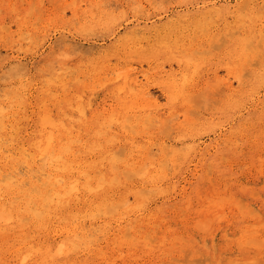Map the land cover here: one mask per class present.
Here are the masks:
<instances>
[{
  "label": "rangeland",
  "instance_id": "obj_1",
  "mask_svg": "<svg viewBox=\"0 0 264 264\" xmlns=\"http://www.w3.org/2000/svg\"><path fill=\"white\" fill-rule=\"evenodd\" d=\"M212 7L217 9L227 7V11H234V13H217L210 9ZM240 15H244V17H240ZM246 16L248 18H245ZM240 21H243L242 24L244 25H241ZM1 25H4V28ZM263 27L264 0H0V106L5 107L4 110L7 112L11 111L8 120H13L12 122L9 121V125L12 126H7L6 128L9 131H7L8 135L5 133L6 130L0 133V189H2V192L0 190V198L2 197L0 204L3 205H0V214H3L2 207H8V205L10 207L12 205L11 208L15 209L19 205L18 200L20 203L18 198L16 199L17 201H14L17 194L10 195V197L6 193L5 189L8 186L3 183L8 182V180L5 179L4 181V178L15 169L19 170L18 172L21 175L22 172L24 174L25 165L22 160L18 161L20 159L17 156L26 148L24 152H29L27 153L29 156L26 157H32V155L30 156V151L33 154L34 147L31 145L40 135L38 134L40 127L37 115L46 108H49L50 111L52 110L51 114H54L56 118L62 119L70 130V126L74 127L71 130V133L74 132V134L72 133L74 136L72 145L75 144L73 146L77 150L80 149V152L77 151L76 156H80L82 159H85L84 156H86L87 160L91 159L89 165L97 167L102 162L104 163L106 158H110L108 156L111 155L113 158L115 155L114 160H116V165L118 166L116 168L118 169L114 171H118V175L117 173L115 175L116 178L120 176L118 177L120 181H114L107 190V193L113 195L109 194L111 198H115L116 195L125 193L129 189L132 191L131 193L135 192L138 199H140L134 202L130 196L129 211L121 207L116 212L118 210L123 212L119 213L118 211L116 214L114 209H112L113 212H109L108 208L107 212L109 213L100 211L102 212L101 215L99 211L97 212L88 207V198L82 197V199L84 198L81 200L83 202L73 203L71 210L68 208L72 214L70 213L71 215H68L64 221L61 220L62 223L56 216V219L53 216L51 220V223H54L52 226H50V222V224L38 222L45 228L39 225L43 230L40 227L38 228L37 222L33 224L31 220L26 222L18 220L11 224L5 220H0V264H23L20 262L22 251H24L26 245L31 243L34 248L40 246L41 249L48 245L57 244L60 239H63L62 232L67 222V224L71 223L70 226L72 227L76 226L78 232H83L86 235L81 239V242H84L85 245L81 243V248L79 246L75 248L76 250L71 251L70 254L68 253V259L70 258L71 264H113L112 262L114 264H159L160 262H162L160 264H264ZM232 29L236 30V33H233L234 35L232 34ZM251 34H253L252 37ZM190 36H192V39ZM118 37L120 38L118 39ZM244 38L247 41L243 42ZM256 39L259 40V48L256 44ZM130 42L132 44H129ZM139 42L140 48L137 47ZM245 43H247L246 46L250 44L253 46L255 43L254 47H249L255 48L258 52H254L255 49L252 51L250 48L251 51H246L248 48L242 47ZM158 44L161 45L159 46ZM166 44L167 46H165ZM128 45L130 48L133 47V50L129 49ZM178 45L179 47L177 48ZM179 48L180 51L182 50V54L187 50L185 55L187 54L188 58L190 57L192 60L195 59V62L197 61L195 63L196 66L194 60L189 61L190 58L188 59L187 56H181V52H178ZM190 50H194V53H191ZM172 53L174 55H171ZM188 53H191V55ZM173 56L180 60L175 59ZM253 57H255L253 59L254 62L251 60ZM256 58L257 61L255 60ZM245 59L247 62L244 61ZM249 61L254 63L249 64L252 68L248 65ZM200 62L201 65L197 67ZM241 62L244 67H240L243 70L238 67ZM256 62L259 63L256 65ZM202 63L204 66H202ZM229 68L231 69L229 70ZM233 70L237 71L238 74L236 75L237 72L233 74ZM244 70L245 72L248 71L249 74L243 73ZM191 71L194 73H190ZM229 74L230 76H228ZM183 77L185 78L184 80ZM126 78L128 80L131 78L130 80H132L130 88H134L133 90L135 91L132 90L133 94L136 92L139 96L140 94L143 96H140L143 100L138 101L137 104L130 105L132 104L130 99L133 95L132 91H130L131 89H128L129 85L126 83L123 86L124 90L118 94V97L116 96L118 91L115 88L117 86L120 88ZM134 78L137 79L135 80ZM216 78L218 81H215ZM234 80L238 82L237 85ZM168 81H175L177 83L175 87L177 86L179 90L183 91L185 89L181 92V95L178 94L179 96L174 101L173 99L175 98H172L173 96L169 94L171 89L167 85ZM180 81H183L182 84ZM204 81L215 85L213 84V87H211ZM239 81L243 82V84ZM161 82L163 84L160 85ZM180 84L184 85V89ZM228 84H231L230 88H227ZM214 87L221 92H216ZM247 89L248 95H245L244 92ZM64 91L65 93H63ZM189 93L193 96L188 98L190 99L188 102L187 96ZM77 95L81 96V99L79 98L76 101L81 103L82 106H86L85 119L78 115L76 109L72 108L75 107V103L78 104L75 101L78 97ZM146 95L147 97H145ZM65 97L67 98L66 100ZM118 98H125L123 109L117 108ZM22 99L23 102L21 101ZM69 100H71L70 103H68ZM16 102L20 105L16 104ZM40 102H43L42 105L44 107L41 111L40 108L43 107ZM58 103H60L59 106ZM142 103H144L145 107L142 106ZM68 104L72 106L70 107ZM66 106L68 107L65 108ZM183 110L188 111L183 114ZM12 113L14 118H12L13 116L10 117ZM14 113L15 115L18 113V116H15ZM65 114L66 117H64ZM93 114L96 115L97 119L95 118L93 122H90L89 118L94 116ZM116 114L121 118L114 122ZM149 115L154 118L149 117ZM135 116H137V119ZM155 116H157L156 119ZM110 117H112L111 120L114 123L110 120ZM15 120L17 123L14 122ZM110 122L112 125H110ZM89 124L90 126H96L94 130H97V134L100 130L98 134L100 136H94L93 132L90 131L91 129L88 130ZM17 125L18 128H16ZM14 129L15 131L18 129L17 131L20 132L16 131L15 133ZM28 132L31 133L28 134ZM100 133H105V137ZM110 135H113V138L112 136L109 138ZM11 136H13L12 139L9 138ZM76 138L80 142L76 141ZM105 138L107 139L105 140ZM108 138L113 143L110 144ZM100 139L101 141H99ZM83 142L85 148H83ZM87 143L89 145L92 144L91 146L93 147ZM94 144H100L102 148L100 146L95 148L98 145L95 146ZM140 145L144 146L142 148L138 147ZM185 145H187V148ZM87 147H89L88 150L90 148L91 150L87 151ZM174 149L176 150L174 151ZM142 150L147 156H153L150 157L153 162H148L143 169L146 175L141 174L137 170L133 171L130 167L127 168L128 164L141 160L144 154ZM170 150L174 151V155H169ZM105 152H108L107 156L104 155ZM91 154H93V157ZM102 157L105 159L103 160ZM93 158H96V160ZM134 158L135 161L130 162ZM258 158H261L262 161ZM10 160L13 163H9ZM159 160L160 162H158ZM207 162H209L208 168ZM8 163L15 167L12 168L10 166L12 169L9 168ZM125 163L126 165H124ZM258 163H261V165ZM122 164L125 166L126 169H124L126 171L121 169V167H124ZM20 166L22 169H20ZM106 167L109 169L107 161L102 168L107 169ZM5 168L7 169L5 170ZM108 171H111V169ZM152 171L153 173H151ZM134 172L139 174H134ZM206 177L212 183L205 180ZM144 178L145 181H143ZM246 184L248 185L247 187ZM261 184L263 185L261 186ZM211 185H213L212 191H214H211L212 193L209 191ZM13 188L17 190L16 186ZM138 188L144 191V195L141 193L142 197L137 194L140 191ZM113 189H116L117 192ZM204 193L207 199H204ZM220 194L225 196L224 201H222L223 196L221 195L220 197ZM217 195L218 197H216ZM231 196L232 200H228ZM5 199L8 203L4 202ZM10 201L15 203L11 204ZM209 201L210 204H208ZM184 205H186L185 208ZM141 206L145 210H142ZM217 206L222 207L219 208ZM197 207H202L203 209L200 208V210ZM68 209H66L67 212H69ZM89 210H93L92 213L94 211L97 213L95 212L93 215ZM76 211L77 213L75 214ZM86 212H89V214ZM138 212L141 215L137 214ZM119 214L123 218H120ZM217 214H222V216L220 215L218 218ZM3 215L1 217L4 219ZM129 215L131 216L129 217ZM214 215L220 221L214 217V220H216L214 222L212 219ZM72 216H79L80 219H75ZM1 217L0 219H2ZM220 217H222V220ZM132 218H135L134 222ZM145 220L148 222H144ZM130 224L133 226H129ZM249 224H251L250 227ZM196 226L200 228H196ZM125 227H131L129 228L130 230H125L130 233V236L127 235L129 234L128 232H125L126 236H122V234L124 235ZM149 229L155 233V236L150 235L153 234L151 230L148 233ZM245 229H247V232H245ZM102 231L105 232L103 233ZM135 231L138 232L136 233ZM146 232L149 234L148 236ZM120 233H122L121 236ZM87 234L90 235L88 236ZM248 234L253 235L250 236ZM91 235L92 237H90ZM144 235L147 240L144 241L142 239V241L140 238H143ZM128 236L136 237L135 240L137 241L132 238L130 240L134 245L129 242ZM150 236H152L151 238L155 237L157 240L154 238L155 241H152L153 239H150ZM174 236H177V239ZM245 237L252 240L250 242L254 245H250V242ZM89 238L92 239L87 242ZM190 238L191 241L189 240ZM254 238L258 240L262 238L263 240L261 239L259 242L253 240ZM117 239H121V243L118 244L120 248L116 246V241L120 242ZM148 239L155 244L146 242L150 241ZM21 240L23 241L21 242ZM244 240H246V244H244ZM239 241H241V247L237 246ZM86 242L91 244L88 245ZM258 242L261 244L260 246ZM148 244L152 248L147 249ZM90 245L91 247L88 250L87 248ZM127 245L132 247L129 248L130 246L128 247ZM235 246L237 247L235 248ZM17 247L19 251H17ZM83 249L86 251H83ZM101 249L102 251L100 252ZM118 254L121 257H118ZM115 256L119 259L115 258ZM112 257L114 258L111 259ZM137 257L139 258L137 259ZM65 258L67 257L64 255L60 258V262H64ZM132 258L134 259L132 260ZM228 259L230 262H228ZM242 260L244 261L241 262Z\"/></svg>",
  "mask_w": 264,
  "mask_h": 264
},
{
  "label": "bare ground",
  "instance_id": "obj_2",
  "mask_svg": "<svg viewBox=\"0 0 264 264\" xmlns=\"http://www.w3.org/2000/svg\"><path fill=\"white\" fill-rule=\"evenodd\" d=\"M209 9V8H208ZM210 9H212L213 11H216L217 13L219 12V13H225V12H227V13H230V14H233L234 13V11H231V12H229V11H227L228 10V8L227 7H221L220 9H217V8H215V7H212V8H210ZM74 10V9H73ZM72 10V11H73ZM76 10V9H75ZM13 11V10H12ZM239 11V10H238ZM13 12H15V11H13ZM28 12V11H27ZM74 13V12H73ZM76 13H78V12H76ZM208 13H210L209 11H208ZM215 13V12H214ZM241 13V12H240ZM239 13V14H240ZM248 13V12H247ZM211 14H212V12H211ZM210 14V15H211ZM229 14V15H230ZM25 15H26V12H25ZM204 16V15H203ZM242 15H240V17H241ZM18 17V16H17ZM185 17V16H184ZM205 17V16H204ZM207 17V16H206ZM242 17H244V15L242 16ZM16 18V17H15ZM24 18V17H23ZM200 18V17H199ZM245 18H248V16H246ZM250 18V17H249ZM18 19H19V17H18ZM205 19V18H204ZM208 19V18H207ZM170 20V19H169ZM172 20V19H171ZM174 21V20H173ZM204 22V21H203ZM240 23H241V25H244V24H242L243 23V21H240ZM25 24V23H24ZM258 24V23H257ZM197 25V24H196ZM200 25V24H199ZM235 25V24H234ZM240 25V26H241ZM4 25H1V27H3ZM201 26V25H200ZM163 27V26H162ZM244 27V26H243ZM4 28V27H3ZM2 28V29H3ZM102 28V27H101ZM193 28H194V26H193ZM264 28V27H263ZM6 31H7V29H5ZM165 30V29H164ZM169 31V30H168ZM232 34L233 33H236L235 31L236 30H233L232 29ZM259 31V30H258ZM257 31V32H258ZM23 32V31H22ZM111 32V31H110ZM159 32V31H158ZM177 32V31H176ZM179 32H181V31H179ZM255 32V31H254ZM25 33V32H24ZM28 33V32H27ZM163 33V32H162ZM229 33V32H228ZM259 33L260 34H262L260 31H259ZM258 33V34H259ZM125 34V33H124ZM123 34V35H124ZM155 34V33H154ZM160 34V33H159ZM21 35V34H20ZM126 35H127V33H126ZM193 35V34H192ZM200 35V34H199ZM229 35V34H228ZM234 35V34H233ZM244 35V34H243ZM263 35V34H262ZM162 36V35H161ZM253 36V34H251V37ZM116 37V36H115ZM171 37V36H170ZM192 36H190V38H191ZM193 37H194V35H193ZM233 37V36H232ZM239 37H240V35H239ZM120 37H118V39H119ZM127 38V37H126ZM128 38H130V37H128ZM132 38V37H131ZM158 38V37H157ZM156 38V39H157ZM198 38V37H197ZM117 39V38H116ZM121 39H123V38H121ZM125 39V38H124ZM151 39V38H150ZM188 39V38H187ZM192 39V38H191ZM194 39H196V38H194ZM232 39V38H231ZM241 39H242V37H241ZM245 39V38H244ZM258 39H259V37H258ZM131 40V39H130ZM129 40V41H130ZM251 40V39H250ZM151 41V40H150ZM156 41H158V40H156ZM166 41V40H165ZM175 41V40H174ZM173 41V42H174ZM245 41H247V39H245L243 42H245ZM259 40H257L256 39V44L258 45V48H259V42H258ZM262 41V40H261ZM132 42V41H131ZM129 43V44H132V43ZM162 42V41H161ZM167 42V41H166ZM187 42H189L188 40H187ZM191 42H193V41H191ZM196 42V41H195ZM264 42V41H263ZM155 43H157V42H155ZM154 43V44H155ZM163 43V42H162ZM175 43V42H174ZM194 43V42H193ZM205 43V42H204ZM250 42H249V39H248V44H249ZM261 43V42H260ZM137 45H138V43H136ZM164 44V43H163ZM168 44V43H167ZM167 44L165 45V46H167ZM175 44H178V43H175ZM159 46L161 45V44H158ZM172 45V44H171ZM191 45V44H190ZM190 45H188L189 47H190ZM247 45V43H245L244 44V46H242V47H245V49L246 48H248V49H246V51H253L255 48H250L249 46H251V44L249 45V46H246ZM254 45H255V43L253 44V46H251V47H254ZM129 46V45H128ZM135 46V45H134ZM169 46V45H168ZM198 46V45H197ZM262 46H263V44H262ZM132 47V46H131ZM137 47H139L140 48V42H139V46H137ZM154 47V46H153ZM179 47V45L177 46V48ZM181 47V46H180ZM133 48V47H132ZM132 48H130V46H129V49H132ZM176 48V50H178ZM198 48V47H197ZM251 50H250V49ZM155 49V48H154ZM244 49V48H243ZM133 50V49H132ZM170 50V49H169ZM173 50H175V49H173ZM240 50V49H239ZM258 50H260V49H258ZM137 51V50H136ZM182 51V50H181ZM180 51V48H179V53L181 52ZM184 51V50H183ZM191 51V50H190ZM245 51V50H244ZM186 52H187V50H186ZM186 52H183L184 54H182V52H181V56H183V55H185V53ZM194 53V50H192L191 51V53ZM240 52V51H239ZM254 52H258V51H256V49L254 50ZM260 52V51H259ZM191 53L189 54V55H191ZM171 55H174L173 53L171 54ZM176 55H177V53H176ZM180 55V54H179ZM250 55V54H249ZM170 56V55H169ZM185 56H187V54L185 55ZM171 57V56H170ZM173 57H175V56H173ZM246 57V56H245ZM249 57V56H248ZM261 57V56H260ZM183 58H185V57H183ZM183 58H182V60H183ZM187 58H188V56H187ZM190 58V57H189ZM188 58V59H189ZM238 58V57H237ZM247 58V57H246ZM255 57H253L251 60L254 62V59ZM175 59H179V58H176L175 57ZM261 59H262V57H261ZM180 60V59H179ZM185 60H186V58H185ZM194 60V64L197 62H195V59H193ZM191 58H190V60L189 61H193ZM247 60H248V58H247ZM256 61H257V58L255 59ZM188 60H187V63L189 62ZM200 61V60H199ZM244 61H246V59L244 60ZM247 62V61H246ZM245 62V64H247ZM251 63L250 61H249V63H248V65L249 64H254V63ZM179 63H181L180 61H179ZM259 63V62H258ZM257 62H256V65L258 64ZM189 64V63H188ZM191 64V63H190ZM201 65V62L197 65V67H199ZM264 65V64H263ZM195 66H196V64H195ZM202 66H204V64L202 63ZM235 66H236V64H235ZM243 66L242 65V62H241V65H239L238 67L239 68H241V67ZM190 67H192V66H190ZM226 67H227V65H226ZM229 67H230V65H229ZM244 67V66H243ZM249 67H250V65H249ZM258 67V66H257ZM193 68H195V67H193ZM192 68V70H194ZM232 68V67H231ZM231 68H229V70L231 69ZM234 68V67H233ZM250 68H252V67H250ZM249 68V69H250ZM196 69V68H195ZM198 69V68H197ZM228 69V68H227ZM236 70H238V69H236ZM241 70H243V68H241ZM240 70V71H241ZM247 70V69H246ZM184 71V70H183ZM259 71V70H258ZM261 71V70H260ZM193 71H191L190 73H192ZM229 72V71H228ZM233 74H235L236 72L233 70ZM245 72V70L243 71V73ZM186 73V72H185ZM194 73V72H193ZM192 73V74H193ZM242 73V74H243ZM246 74L248 73V71L247 72H245ZM252 73V72H251ZM184 74V73H183ZM238 74V72L236 73V75ZM245 74V75H246ZM249 74V73H248ZM253 75H255V74H253ZM184 76V75H183ZM185 76H186V74H185ZM191 76V75H190ZM228 76H230V74L228 75ZM192 77V76H191ZM191 77H189V78H191ZM234 77V76H233ZM106 78V77H105ZM128 78V77H127ZM126 78V80L123 82V84H122V86L120 87V88H118V86H117V88H115V90H117L118 92H116V96L118 97V94H120V92L121 91H123L124 90V84L126 83V84H128L129 85V90L130 91H132L133 89L132 88H130V84L132 83V80H128ZM193 78V77H192ZM243 78V77H242ZM101 79V78H100ZM135 80L137 79V78H134ZM171 79V78H170ZM185 78L183 77V80H184ZM220 79V78H219ZM256 79V78H255ZM99 80V79H98ZM197 80V79H196ZM248 80V79H247ZM122 81V80H121ZM173 81V80H172ZM176 81V80H175ZM174 81V82H175ZM215 81H218L217 80V78L215 79ZM227 81V80H226ZM234 81H236V80H234ZM164 82H165V80H164ZM174 82H171V81H168L167 83V85L168 86H170V89H171V93H169V94H171V96H173L172 98H175V99H173V101L174 100H176V98L179 96V95H181V92H183L185 89L183 88V86L184 85H181L182 84V82L180 81V85L182 86V88L184 89L183 91L182 90H179V88L177 87H175V84H177L176 82L174 83ZM185 83H186V81H184ZM195 82V81H194ZM205 83L206 82H208V81H204ZM203 82V83H204ZM237 82V81H236ZM240 83H242L243 84V82H241V81H239ZM133 83H134V80H133ZM191 83V82H190ZM211 82H209V83H206V84H208L209 86H211V87H213L212 85L214 84V83H212V84H210ZM216 83V82H215ZM217 83H219V82H217ZM136 84H137V82H136ZM161 84H163L162 82L160 83V85ZM238 84V82L236 83V85ZM241 84V85H242ZM58 85H60V84H58ZM166 85V84H165ZM186 85V84H185ZM215 85V84H214ZM240 85V86H241ZM125 86H127V85H125ZM135 86V85H134ZM180 86V87H181ZM230 86H231V84H228L227 85V88H230ZM206 88H207V86H205ZM127 88V87H126ZM137 88H138V86H137ZM215 89H216V92L217 91H219L216 87H214ZM213 88V89H214ZM219 88V87H218ZM175 89H178V90H175ZM189 89V88H188ZM193 89V88H192ZM208 89V88H207ZM206 89V90H207ZM63 90V89H62ZM233 90H234V88H233ZM82 91V90H81ZM129 91V92H130ZM133 91H135V90H133ZM133 91H132V97H131V99H130V101L132 102V104H130V105H133V104H137L138 103V101H140V100H143L141 97H143V96H141V94H140V96L135 92V94H133ZM232 91V90H231ZM216 92H214V93H216ZM221 91H219V93H220ZM63 93H65V91L63 92ZM82 93V92H81ZM110 93V92H109ZM147 93V92H146ZM213 93V94H214ZM223 93V92H222ZM257 93V92H256ZM262 93H264L263 91H262ZM60 94V93H59ZM168 94V93H167ZM179 94V95H178ZM189 94H191V93H189ZM189 94H188V96H187V100H188V102L190 101V99H188V98H191V96H193L192 94L189 96ZM208 94V93H207ZM209 94H211L210 92H209ZM244 94L245 95H248V89L244 92ZM18 95V94H17ZM61 95V94H60ZM64 95V94H63ZM186 95V94H185ZM255 95V94H254ZM65 96V95H64ZM78 96V95H77ZM83 96V95H82ZM111 96V95H110ZM127 96H129V95H127ZM126 96V97H127ZM184 96V95H183ZM258 96H259V94H258ZM19 97V96H18ZM74 97V96H73ZM145 97H147V95L145 96ZM148 97H150V96H148ZM231 97V96H230ZM254 97V96H253ZM24 98V97H23ZM59 98V97H58ZM63 98V97H62ZM62 98H61V100H62ZM81 99V96H78L76 99H75V101L76 100H78V99ZM233 98V97H232ZM67 98L65 97V100H66ZM123 99V100H122ZM145 99V98H144ZM251 99H252V97H251ZM250 99V100H251ZM55 100H56V98H55ZM64 100V101H65ZM73 100V99H72ZM124 100H125V98H118L117 99V108H119V109H123V103H124ZM253 100V99H252ZM22 102H23V99L21 100ZM27 101V100H26ZM58 101V100H57ZM70 101L71 100H69L68 101V103H70ZM80 102H81V100H79ZM218 101V100H217ZM237 101V100H236ZM21 102V103H22ZM73 102H74V100H73ZM76 102H78V101H76ZM87 102V101H86ZM89 102V101H88ZM126 102V101H125ZM170 102H171V100H170ZM27 103V102H26ZM25 103V104H26ZM39 103V102H38ZM41 103V102H40ZM75 103V102H74ZM248 103V102H247ZM15 104V103H14ZM16 104H18V102H16ZM24 104V105H25ZM43 104V102L40 104V105H42ZM59 104L60 103H58V106H59ZM73 104V103H72ZM77 103H75V107H72L73 109H76V111L78 112V115L79 116H81V117H84L85 116V107L84 106H82V104L81 103H79L78 102V104L76 105ZM237 104V103H236ZM18 105H20V104H18ZM70 105V107L72 106L71 104H68V106ZM87 105H88V103H87ZM244 105V104H243ZM68 106H66L65 108H67ZM138 106V105H137ZM142 106L143 107H145V105H144V103H142ZM182 106H184V105H182ZM248 106V105H247ZM38 107H40V106H38ZM42 107H43V105H42ZM49 107V106H48ZM130 107V106H129ZM132 107V106H131ZM134 107V106H133ZM245 107V106H244ZM243 107V108H244ZM4 108L5 107H2V106H0V133L2 132V131H4V130H6V128H7V126H12V125H9L10 123H9V121H13V120H8L9 119V113L11 112H7V111H5L4 110ZM87 108H89L88 106H87ZM86 108V109H87ZM187 108H188V106H187ZM240 108V107H239ZM247 108V107H246ZM41 109H44V107L43 108H40V111H41ZM73 109H71V110H73ZM128 109V108H127ZM59 110V109H58ZM67 110V109H66ZM188 110H183L182 112H183V114L185 113V112H187ZM51 112H52V110L50 111L49 110V108H46L45 110H43V112L41 111V113L39 114V115H37V117L39 118V131H38V134H40V135H38L39 137H38V139L37 140H35L33 143H32V145L31 146H33L34 147V153L32 154L31 153V151H30V156L32 155V157H26V156H29V154H27V153H29V152H27V153H25L24 152V149H26V148H24L23 147V145H22V147L24 148H22L23 150L20 152V154H19V156H17V157H19V159L20 160H18V158H17V160L18 161H21L22 160V162L24 163V165H25V171H24V174H23V172H22V175L20 174V172H18L17 171V169H15V170H13V172L12 173H10V175H9V173H8V175H7V177L6 178H4V181H5V179H7L8 180V182L6 181V183H3V184H7V188L5 189L6 190V193L10 196V195H13V194H17V197L16 198H14V201H17L16 199L18 198V199H20V203H19V200H18V204L19 205H17L18 207L17 208H11V204L14 202H11L10 201V207H9V205H8V207H2L3 209H2V212H3V216H4V219H3V217H1L2 219H0V220H5L7 223H14V222H16V221H18V220H23V221H27V220H31V222H33V224L34 223H36L37 222V224H38V222L39 223H41V224H48L49 222L51 223V220H52V218H53V216H54V218H55V216L57 217V219L62 223V221H64V219H66L67 218V216L68 215H71L72 214V212H70V210H71V206H72V204L73 203H75V204H77V203H80V202H83V201H81V200H83L82 199V197H85V198H88L89 200H88V207H90L91 209H93V210H96L97 212L99 211H105V212H107L108 211V208H109V212H113L112 211V209H114V212H116V210L118 209V208H123L124 210H128L129 211V200H130V196H131V198L133 199V201L134 202H136V200L138 201V200H140V199H138V196L136 195V193L135 192H133V193H131L132 191H130L129 189L125 192V193H122V194H119V195H116V197L115 198H111V193H107V190L112 186V184H113V182L115 181V182H117V180H119L118 179V177H120V176H118L117 178H116V175H115V173H117V175H118V171L117 172H115L116 171V169H118V168H116V167H118L116 164V160H114V156H113V158L111 157V155L110 156H108V157H110V158H106V161H107V164L109 165V169H111V171H108L109 169L107 168V169H104V168H102L103 167V164L106 162H102V159H103V157H102V159H101V162L103 163H101L99 166H97V167H92L91 166V164L89 165V161H90V163H91V159L87 156V158L88 159H90V160H87L86 159V156H84L85 157V159H82L80 156H76V153H77V151L78 152H80V149H76L73 145H75V144H73L72 145V142L74 141L73 140V135H72V133L74 134V132H72L71 133V130H72V128H74V127H72V126H70L71 127V130L68 128V126H66V124H64V121L62 120V119H60V118H56L55 116H54V114H51ZM243 112V111H242ZM57 113V112H56ZM74 113L75 114H77L75 111H74ZM88 113H89V111H88ZM11 114V113H10ZM18 114V113H17ZM16 114V115H17ZM60 114V113H59ZM64 114V113H63ZM118 114H119V112H118ZM118 114H116V117H115V120H114V122L116 121L117 122V119L118 118H121V117H118ZM147 114H149L148 112H147ZM152 114H154V113H152ZM176 114V113H175ZM237 114V113H236ZM14 115H15V113H14ZM15 115V116H16ZM94 116H91L89 119V121L90 122H93L94 120H95V118H96V115L95 114H93ZM186 115H188L187 113H186ZM13 116V113H12V115H10V117H12ZM18 116V115H17ZM68 116V115H67ZM77 116V115H76ZM146 116H148V115H146ZM176 116V115H175ZM60 117V116H59ZM64 117H66V114H65V116ZM64 117H62V118H64ZM112 117H113V115H112ZM112 117H110V120L112 119ZM128 117V116H127ZM136 117V119H137V116H135ZM149 117H151L150 115H149ZM156 117L157 116H155V119H156ZM188 117H189V115H188ZM12 118H14V116L12 117ZM68 118H70V119H72L71 117H68ZM67 118V119H68ZM78 118V117H77ZM77 118H75V119H77ZM86 117H84V119H85ZM126 118V117H125ZM151 118H154L153 116L151 117ZM159 118V117H158ZM190 118V117H189ZM188 118V119H189ZM70 119H68V120H70ZM79 119V118H78ZM82 119V118H81ZM83 119V120H84ZM97 119V118H96ZM100 119V118H99ZM166 119V118H165ZM184 119H186V117H184ZM103 120V119H102ZM145 120V119H144ZM189 120H191V119H189ZM19 121H20V119H19ZM112 122H113V120H111ZM119 121V120H118ZM152 121V120H151ZM150 121V122H151ZM164 121V120H163ZM238 121V120H237ZM14 122H16V120L14 121ZM13 122V123H14ZM17 122H18V119H17ZM16 122V123H17ZM78 122V121H77ZM77 122H76V124H77ZM79 122H80V119H79ZM78 122V123H79ZM89 122V123H90ZM113 122V123H114ZM143 122V121H142ZM69 123V122H68ZM81 123V122H80ZM85 123V122H84ZM144 123V122H143ZM181 123H183V122H181ZM98 124V123H97ZM16 125V124H15ZM34 125V124H33ZM82 125V124H81ZM84 125V124H83ZM110 125H112V123L110 122ZM181 125V124H180ZM16 128H18V125H17V127ZM34 128V127H33ZM94 128H96V126H94V125H92V126H90V124L88 125V130H90V131H92L93 132V134H94V136L96 135H98L99 134V131H98V134H97V130H94ZM79 129H80V127H79ZM78 129V130H79ZM100 129V128H99ZM11 130H12V127H11ZM18 130V129H17ZM16 130V131H17ZM36 130V129H35ZM74 130V129H73ZM76 130V129H75ZM77 130V132L79 133V131H81V130H79L78 131ZM7 131L8 130H6V132L5 133H7ZM16 131H15V129H14V132L16 133ZM105 131V130H104ZM9 132V131H8ZM18 132V131H17ZM20 132V131H19ZM18 132V133H19ZM40 132V133H39ZM103 132V131H102ZM112 132V131H111ZM114 132V131H113ZM11 133V132H10ZM14 133V134H15ZM17 133V134H18ZM27 133V132H26ZM29 133H31V132H28V134ZM34 133V132H33ZM78 133H77V135H78ZM84 133V132H83ZM91 133V132H90ZM106 133V132H105ZM105 133H100V134H102V135H104ZM115 133V132H114ZM13 134V133H12ZM20 134H23V133H20ZM34 134H36V133H34ZM7 135H8V133H7ZM76 135V134H75ZM83 135V134H82ZM240 135V134H239ZM1 136V135H0ZM10 136V135H9ZM16 136V135H15ZM31 136V135H30ZM98 136H100V135H98ZM97 136V137H98ZM112 136V138H113V135H110L109 136V138ZM4 137V136H3ZM12 137L13 136H11V137H9V138H11L12 139ZM16 137H18V136H16ZM28 137V136H27ZM34 137V136H33ZM103 137H105V135L103 136ZM115 137V136H114ZM20 138V137H19ZM108 138V141L110 140V144L111 143H113V142H111V139H109ZM2 139V138H1ZM17 139V138H16ZM25 139H26V137H25ZM30 139H31V137H30ZM34 139H35V137H34ZM78 139H79V137H78ZM84 139V138H83ZM99 139V138H98ZM107 138H105V140H106ZM115 139V138H114ZM113 139V140H114ZM20 140V139H19ZM22 140V139H21ZM85 140V139H84ZM96 140V139H95ZM23 141V140H22ZM33 141V140H32ZM76 141H79V140H77V138H76ZM92 141V140H91ZM97 141V140H96ZM99 141H101V139L99 140ZM104 141V140H103ZM18 143H19V141H17ZM26 142V141H25ZM80 142V141H79ZM94 142V141H93ZM106 142V141H105ZM237 142V141H236ZM17 143V144H18ZM92 143V142H91ZM96 143H98V142H96ZM108 143V142H107ZM216 143V142H215ZM26 144V143H25ZM77 144H78V142H77ZM88 144V143H87ZM93 144V143H92ZM91 144V145H92ZM100 144H101V142H100ZM100 144L98 145V147H95V148H99V146H100ZM235 144V143H234ZM233 144V145H234ZM238 144V143H237ZM12 146H13V144H11ZM21 145V144H20ZM30 145V144H29ZM79 145H81V144H79ZM89 145V144H88ZM91 145H89V146H91ZM95 145V144H94ZM97 145H95V146H97ZM106 145V144H105ZM83 146H84V142H83ZM82 146V147H83ZM107 146V145H106ZM110 146V145H109ZM144 146V145H143ZM143 146H138V147H143ZM187 145H185V147H186ZM14 147V146H13ZM21 147V146H20ZM91 147H93V146H91ZM101 147V146H100ZM19 148V147H18ZM30 149H31V147H29ZM83 148H85V146L83 147ZM83 148H82V150H83ZM88 148L89 147H87V151H89V150H91V148L88 150ZM102 148V147H101ZM105 148V147H104ZM109 148V147H108ZM146 148V147H145ZM187 148V147H186ZM188 148H189V146H188ZM198 148H200V147H198ZM215 149V148H214ZM97 150H99V149H97ZM102 150V149H101ZM176 149H174V151H175ZM177 150H179V149H177ZM187 150H189V149H187ZM212 150V149H211ZM120 151V150H119ZM164 151V150H163ZM174 151L173 150H170V153H169V155L171 154V155H174ZM198 151V150H197ZM258 151V150H257ZM85 152V151H84ZM90 152H92V151H90ZM89 152V153H90ZM113 152V151H112ZM118 152V151H117ZM142 152H143V150H142ZM141 152V153H142ZM11 153V152H10ZM92 153H94V152H92ZM140 153V152H139ZM144 153V152H143ZM152 153V152H151ZM80 154V153H79ZM98 154V153H97ZM106 154H108V152L106 153H104V155H106ZM112 154V153H111ZM119 154H120V152H119ZM137 154V153H136ZM93 154H91V156H92ZM95 155V154H94ZM113 155V154H112ZM118 155V154H117ZM154 155V154H153ZM166 155H168V154H166ZM179 155V154H178ZM90 156V155H89ZM90 156V157H91ZM103 156V155H102ZM107 156V155H106ZM119 156V155H118ZM140 156V155H139ZM152 155H150V157H151ZM6 157V156H5ZM93 157V156H92ZM99 157V156H98ZM149 156H147V154L146 153H144L143 155H142V158H141V160L140 161H137L136 160V162H134V163H130V164H128V166H127V168H129L130 167V169H132L133 171L134 170H137L138 172H140L141 174H144V168H145V166H146V164L149 162V163H152L153 162V160L150 158ZM153 157V156H152ZM198 157V156H197ZM258 157V156H257ZM30 158V159H29ZM101 158V157H100ZM100 158H98V159H100ZM94 160H96V158H93ZM105 159V158H104ZM103 159V160H104ZM115 159H116V157H115ZM224 159H226V158H224ZM258 159H260L261 160V158H258ZM17 160H15V161H17ZM120 160H122V159H120ZM221 160H223V159H221ZM227 160V159H226ZM98 161V160H97ZM119 161V160H118ZM117 161V162H118ZM131 161H135V158L133 159V160H130V162ZM167 161V160H166ZM203 161V160H202ZM262 161V160H261ZM10 162H12L11 160L9 161V163ZM158 162H160V160L158 161ZM162 162V161H161ZM9 163H8V166H9V168H14L15 166H11V165H9ZM13 163V162H12ZM16 163V162H15ZM94 163L96 164V162L94 161ZM119 163V162H118ZM129 163V162H128ZM171 163H173V162H171ZM208 164H207V168H208V165H209V162H207ZM224 163V162H223ZM258 164H260L261 165V163H258ZM19 165H22V164H19ZM123 165V164H122ZM124 165H126V163L124 164ZM123 165V166H124ZM160 165V164H159ZM185 165V164H184ZM11 166V167H10ZM18 166V165H17ZM23 166V165H22ZM149 166H151V165H149ZM154 167V166H153ZM244 167H246V166H244ZM11 168V169H12ZM115 168V169H114ZM119 168H120V166H119ZM125 168V166L122 168L121 167V169H124ZM211 168V167H210ZM259 168V167H258ZM257 168V169H258ZM7 168H5V170H6ZM20 169H22L21 168V166H20ZM126 169V168H125ZM124 169V170H125ZM154 169H156V168H154ZM257 169H255V170H257ZM115 170V171H114ZM206 170V169H205ZM251 170V169H250ZM258 170H260V169H258ZM113 171V172H112ZM126 171V170H125ZM130 171V170H129ZM144 171V172H143ZM158 171V170H157ZM191 171H193V170H191ZM196 171V170H195ZM209 171H210V169H209ZM262 171V170H261ZM121 172L123 173V171L121 170ZM132 172V171H131ZM138 172H134V174L136 173H138ZM147 172V171H146ZM161 172V171H160ZM207 172V171H206ZM205 172V173H206ZM151 173H153V171L151 172ZM198 173V172H197ZM121 174V173H120ZM139 174V173H138ZM196 174V173H195ZM123 175V174H122ZM125 175V174H124ZM144 175H146V174H144ZM151 175H153V174H151ZM160 176H161V174H159ZM207 175H208V173H207ZM259 175V174H258ZM141 176V175H140ZM156 176H158V175H156ZM160 176H158L159 178H161ZM214 177V176H213ZM207 178V179H206ZM205 178V180H208L209 181V179H208V177H206ZM213 179V178H212ZM223 179V178H222ZM233 179V178H232ZM150 180V179H149ZM149 180H147V181H149ZM151 180H152V177H151ZM156 180H157V178H156ZM188 180V179H187ZM249 180V179H248ZM247 180V181H248ZM120 181V180H119ZM118 181V183H120ZM143 181H145V178H144V180ZM189 181V180H188ZM211 181H213V180H211ZM240 181V180H239ZM0 182H1V180H0ZM123 182V181H122ZM151 182V181H150ZM210 182V181H209ZM123 183H125V182H123ZM210 183H212V182H210ZM239 183V182H238ZM127 184V183H126ZM130 184V183H129ZM155 184V183H154ZM159 184V183H158ZM209 184V183H208ZM115 185L117 186V184L115 183ZM131 185V184H130ZM129 185V186H130ZM149 185H151V184H149ZM187 185V184H186ZM263 184H261V186H262ZM14 186H16V188H17V190L15 189V188H13ZM123 186V185H122ZM180 186V185H179ZM248 185L246 184V187H247ZM4 187V186H3ZM5 187H6V185H5ZM131 187V186H130ZM138 187V186H137ZM216 187V186H215ZM222 187V186H221ZM118 188H119V186H118ZM127 188V187H126ZM135 188V187H134ZM212 188H213V185H211V189L210 188H208V189H210L209 191H210V193H212V192H214V191H212ZM123 189V188H122ZM121 189V190H122ZM131 189V188H130ZM139 189V188H138ZM138 189H137V191H138ZM182 189V188H181ZM1 190V192H2V189H0ZM114 190V189H113ZM120 190V191H121ZM135 190H136V188H135ZM140 191L137 193L140 197H142V194L144 195V191L142 190V189H139ZM141 190H142V192H141ZM186 190V189H185ZM189 190V189H188ZM187 190V191H188ZM219 191H220V189H218ZM217 190V191H218ZM112 191V190H111ZM114 191H116V189L114 190ZM178 191V190H177ZM212 191V192H211ZM264 191V190H263ZM117 192V191H116ZM119 193V192H118ZM142 193V194H141ZM222 193V192H221ZM2 194V193H1ZM109 194H111V195H109ZM114 194V193H113ZM174 194V193H173ZM205 194V193H204ZM6 195V194H5ZM115 195V194H114ZM197 195V194H196ZM208 195V194H207ZM210 195V194H209ZM221 195L222 194H220V197H221ZM113 196V195H112ZM199 196V195H198ZM206 196V194L203 196L204 197V199H207V197H205ZM223 196V195H222ZM11 197V196H10ZM14 197V196H13ZM144 197V196H143ZM200 197V196H199ZM213 197V196H212ZM215 197V196H214ZM216 197H218V195L216 196ZM225 196H223V199H222V201H224V198ZM2 198V197H1ZM1 198H0V200H1ZM171 198V197H170ZM175 198V197H174ZM173 198V199H174ZM229 198V197H228ZM227 198V199H228ZM236 198V197H235ZM234 198V199H235ZM13 199V198H12ZM172 199V198H171ZM208 199H210L209 197H208ZM216 199H218V198H216ZM215 199V200H216ZM233 199V200H234ZM87 200V199H86ZM213 200V199H212ZM219 200V199H218ZM221 200V199H220ZM228 200H232V196L228 199ZM7 200L5 199V201L4 202H6ZM170 201V200H169ZM188 201V200H187ZM207 201V200H206ZM143 202V201H142ZM141 202V203H142ZM215 202V201H214ZM1 203V202H0ZM6 203H8V202H6ZM15 203V202H14ZM131 203V202H130ZM144 203V202H143ZM212 203V202H211ZM145 204V203H144ZM163 204V203H162ZM186 204V203H185ZM208 204H210V201H209V203ZM1 206H3L2 204H0ZM5 205V204H4ZM81 205H83V204H81ZM80 205V206H81ZM133 205V204H132ZM137 205V204H136ZM140 205H143V204H140ZM186 205H189L188 203L186 204ZM186 205H184V208L186 207ZM73 206H75V205H73ZM79 206V205H78ZM86 206V205H85ZM136 207V206H135ZM134 207V208H135ZM145 207H146V205H145ZM160 207V206H159ZM188 207V206H187ZM217 207H222V206H217ZM68 208H70V210L68 209ZM79 208V207H78ZM87 208V207H86ZM131 208V207H130ZM141 208H142V206H141ZM197 208H199V207H197ZM196 208V209H197ZM201 209H203L202 207H200ZM199 208V209H200ZM66 209H68L69 210V212H67V210ZM75 210H76V208H74ZM84 209H85V207H84ZM107 209V210H106ZM111 209V210H110ZM144 209V207L142 208V210ZM160 209V208H159ZM180 209V208H179ZM200 209V210H201ZM206 209V208H205ZM86 210V209H85ZM84 210V211H85ZM93 210L91 211V210H89V211H91L90 213H92L93 212ZM137 210H139V209H137ZM145 210V209H144ZM199 210V211H200ZM0 211H1V207H0ZM96 211H94V213L96 212ZM119 211V210H118ZM117 211V212H118ZM135 212H136V210H134ZM198 211V212H199ZM208 211V210H207ZM1 212V213H2ZM96 212V213H97ZM104 212V213H105ZM109 212H107V213H109ZM117 212H116V214H117ZM120 212H123V211H119V213ZM134 212V213H135ZM142 212V211H141ZM140 212V213H141ZM204 212H206V211H204ZM209 212V211H208ZM216 212V211H215ZM214 212V213H215ZM71 213V214H70ZM77 213V211L75 212V214ZM83 213V212H82ZM87 213V212H86ZM94 213H92L93 215H94ZM102 212H100V214H101ZM103 213V214H104ZM106 213V214H107ZM142 213H144V212H142ZM200 213V212H199ZM74 214V213H73ZM83 214H85V213H83ZM87 214H89V212L87 213ZM99 214V213H98ZM123 214V213H122ZM137 214H139V212L137 213ZM152 214V213H151ZM197 214V213H196ZM82 215V214H81ZM86 215V214H85ZM102 215V214H101ZM120 215V214H119ZM132 215V214H131ZM131 215H129V217L131 216ZM135 215V214H134ZM139 215H141V214H139ZM155 215V214H154ZM203 215V214H202ZM205 215H206V213H205ZM221 216H222V214H220ZM220 215H216L217 217L218 216H220ZM126 216V215H125ZM215 215L213 216V220H214V217H215V219L216 220H219L220 221V219H218L217 217H216ZM73 218H75V219H78L79 218V216L78 217H74V216H72ZM82 217H83V215H82ZM120 218L122 217L123 218V216H119ZM134 217V216H133ZM142 217V216H141ZM154 217V216H153ZM145 218V217H144ZM209 218V217H208ZM221 218V220H222V217H220ZM24 219H26V220H24ZM56 219V218H55ZM71 219V218H70ZM80 219V218H79ZM133 219V218H132ZM135 219V218H134ZM134 219H133V222H134ZM139 219H140V217H139ZM207 219V218H206ZM54 220V219H53ZM62 220V221H61ZM72 220V219H71ZM74 220V219H73ZM121 220V219H120ZM124 220V219H123ZM122 220V221H123ZM137 220H138V218H137ZM152 221H153V219H151ZM198 220V219H197ZM200 220V219H199ZM209 220V219H208ZM216 220H214V222H216ZM1 221V222H2ZM56 221V220H55ZM69 221V220H68ZM161 221V220H160ZM163 221V220H162ZM219 221H218V223H219ZM21 222V221H20ZM57 222V221H56ZM59 222V223H60ZM125 222V221H124ZM126 222H127V220H126ZM130 222V221H129ZM139 222V221H138ZM144 222H148V221H144ZM159 222V221H158ZM157 222V223H158ZM198 223H199V221H197ZM49 223V224H50ZM65 223V222H64ZM68 223V222H67ZM66 223V225H64V229H63V239L61 240L60 239V241L57 243V244H55V245H48V246H46L45 248L43 247V249H41L40 248V246H37V248H34L33 246H32V243L31 244H29V245H26L25 247H24V251H22V255H21V257H20V262L21 263H23V264H29L30 262H32L31 264H71L70 263V258L68 259V256H69V254H70V252L71 251H73V250H76L75 248H78L80 245H82L81 243H84V242H81V239L83 238V236L85 235L83 232H78L77 231V229H76V226L74 227H72V226H70V224H67ZM150 223H152V222H150ZM176 223V222H175ZM196 223V222H195ZM194 223V224H195ZM260 223V222H259ZM258 223V224H259ZM262 223V222H261ZM37 224H36V227H37ZM41 224H38V228L40 227V226H42ZM52 224H54V223H51V225L50 226H52ZM134 224V223H133ZM139 224V223H138ZM197 224V223H196ZM202 224V223H201ZM257 224V225H258ZM18 225V224H17ZM40 225V226H39ZM56 225H57V223H56ZM142 225V224H141ZM148 225V224H147ZM250 225L251 224H249V227H250ZM259 225H261V224H259ZM258 225V226H259ZM19 226V225H18ZM23 226H24V223H23ZM29 226V225H28ZM33 226V225H32ZM48 226V225H47ZM47 226H45V227H47ZM49 226V227H50ZM59 226V225H58ZM85 226V225H84ZM120 226V225H119ZM123 226V225H122ZM129 226H133V225H129ZM193 226V225H192ZM253 226H254V224H253ZM262 226H263V224H262ZM4 227V226H3ZM14 227V226H13ZM25 227V226H24ZM23 227V228H24ZM43 227V226H42ZM49 227H48V229H49ZM54 227V226H53ZM52 227V228H53ZM60 227V226H59ZM62 227H63V225H62ZM91 227V226H90ZM187 227V226H186ZM199 226H196V228H198ZM256 227V226H255ZM11 228H12V225H11ZM10 228V229H11ZM22 228V227H21ZM41 228V227H40ZM44 228V227H43ZM56 228V227H55ZM115 228V227H114ZM117 228V227H116ZM129 228H131V227H125V229H124V235L122 234V233H120V236H121V234H122V236L124 237V236H126L125 234V232H128V231H125L126 229H128V230H130ZM174 228V227H173ZM200 228V227H199ZM254 228V227H253ZM259 228V227H258ZM263 228V227H262ZM37 229V228H36ZM42 229V228H41ZM40 229V230H41ZM45 229V228H44ZM59 229V228H58ZM95 229V228H94ZM135 229H136V227H135ZM139 229V228H138ZM167 229H168V227H167ZM188 229V228H187ZM249 229H251V228H249ZM256 229H257V227H256ZM12 230V229H11ZM20 230V229H19ZM23 230V229H22ZM25 230V229H24ZM31 230V229H30ZM43 230V229H42ZM41 230V231H42ZM101 230V229H100ZM103 230V229H102ZM105 230V229H104ZM123 230V229H122ZM143 230V229H142ZM150 230L151 229H149V231H148V233L150 232ZM155 230V229H154ZM189 230V229H188ZM247 229H245V232H247L246 231ZM29 231V230H28ZM35 231V230H34ZM40 231V232H41ZM45 231V230H44ZM44 231H43V233H44ZM57 231V230H56ZM111 231H112V229H111ZM116 231V230H115ZM152 231V230H151ZM195 231V230H194ZM243 231H244V229H243ZM242 231V232H243ZM23 232V231H22ZM36 232V231H35ZM39 232V233H40ZM49 232V231H48ZM53 232H54V230H53ZM60 232H61V230H60ZM86 232V231H85ZM103 232V231H102ZM105 232V231H104ZM103 232V233H104ZM114 232V231H113ZM136 232V231H135ZM138 232V231H137ZM136 232V233H137ZM200 232V231H199ZM250 232V231H249ZM256 232V231H255ZM20 233V232H19ZM18 233V234H19ZM26 233V232H25ZM51 233V232H50ZM49 233V234H50ZM55 233V232H54ZM87 233V232H86ZM107 233V232H106ZM115 233V232H114ZM119 233V232H118ZM117 233V234H118ZM129 233V232H128ZM135 233V234H136ZM147 233V232H146ZM147 233V236L149 235ZM152 233H153V231H152ZM222 233H224V232H222ZM253 233V232H252ZM258 233V232H257ZM23 234V233H22ZM28 234H29V232H28ZM53 234V233H52ZM110 234H112L111 232H110ZM157 234V233H156ZM183 234V233H182ZM184 234H186L185 232H184ZM254 234V233H253ZM253 234H248V235H250V236H252ZM256 234V233H255ZM259 234V233H258ZM32 235H34V234H32ZM88 236L90 235V234H87ZM127 235H129L130 236V233L129 234H127ZM138 235V234H137ZM146 235V234H145ZM145 235L143 236V238H140L141 240L143 239L144 241L145 240H147V239H145L144 237H145ZM150 235H154L155 236V233H153V234H150ZM181 235V234H180ZM179 235V236H180ZM187 235V234H186ZM240 235V234H239ZM248 235H247V237H248ZM20 236V235H19ZM29 236V235H28ZM86 236V235H85ZM87 236V237H88ZM128 236V239H129V242H130V240H131V238L134 240V241H137V240H135V238H133V237H129ZM139 236V235H138ZM146 236V237H147ZM178 236V237H179ZM188 236V235H187ZM226 236V235H225ZM20 237H23V236H20ZM31 237V236H30ZM51 237V236H50ZM55 237H57V236H55ZM60 237V236H59ZM58 237V238H59ZM90 237H92V235L90 236ZM114 237V236H113ZM116 237V236H115ZM122 237V238H123ZM152 236H150V239H153L152 241H155L154 240V238L155 237H153V238H151ZM175 237V236H174ZM177 237V236H176ZM175 237V238H176ZM230 237V236H229ZM247 237H245V239L247 238ZM27 238V237H26ZM29 238V237H28ZM121 238V237H120ZM148 238V237H147ZM172 238V237H171ZM227 238V237H226ZM231 238V237H230ZM253 238V237H252ZM264 238V237H263ZM24 239H25V235H24ZM23 239V240H24ZM30 239V238H29ZM47 239V238H46ZM86 239V238H85ZM90 239H92V238H89L88 240H87V242H90ZM124 239V238H123ZM138 239V238H137ZM150 239H148V240H150ZM156 239V238H155ZM177 239V238H176ZM200 239V238H199ZM240 239H241V237H240ZM248 239V241L250 242V241H252V240H249V238H247ZM251 239V238H250ZM262 238H260V240H261ZM23 240H21V242L23 241ZM106 240V239H105ZM115 240V239H114ZM113 240V241H114ZM117 240H119V239H117ZM132 240V241H133ZM140 240V241H141ZM142 240V241H143ZM157 240V239H156ZM165 240V239H164ZM190 241H191V238L189 239ZM253 240H255V241H259L260 242V240H258V239H256V238H254ZM263 240V239H262ZM25 241V240H24ZM41 241V240H40ZM49 241V240H48ZM98 241V240H97ZM97 241H96V243H97ZM112 241V242H113ZM120 242L118 243V241H116L117 243H116V246H119L118 244H120L121 243V239L119 240ZM133 241V242H134ZM138 241H139V239H138ZM194 241V240H193ZM192 241V242H193ZM225 241H226V239H225ZM224 241V242H225ZM237 241H238V239H237ZM29 242V241H28ZM86 242V243H87ZM92 242H93V240H92ZM126 242H128V240H126ZM146 242H150V244H153V243H151V240L150 241H146ZM165 242V241H164ZM196 242V241H195ZM244 244H246V240H244ZM258 242V244H259V246L261 245L260 243ZM26 243V242H25ZM25 243H24V245H25ZM37 243V242H36ZM45 243V242H44ZM130 243H132V242H130ZM194 243V242H193ZM197 243V242H196ZM255 243V242H254ZM262 243V242H261ZM21 244V243H20ZM40 244V243H39ZM88 244V243H87ZM86 244V245H87ZM89 244H91V243H89ZM88 244V245H89ZM110 244V243H109ZM108 244V245H109ZM113 244V243H112ZM126 244V243H125ZM124 244V245H125ZM133 244V243H132ZM155 244V243H154ZM153 244V245H154ZM162 244V243H161ZM160 244V245H161ZM249 244V243H248ZM253 244V243H252ZM251 244V242H250V245H252ZM257 244V245H258ZM35 245V244H34ZM83 245H85V243L83 244ZM134 245V244H133ZM143 245V244H142ZM158 245H159V243H158ZM213 245V244H212ZM240 246L241 245V241H239V244H237V246ZM243 245V244H242ZM254 245V244H253ZM95 246H96V244H95ZM113 246H115V244H113ZM121 246H123V245H121ZM129 248H131L132 246L131 245H127ZM228 246V245H227ZM233 246V245H232ZM237 246H235V248L237 247ZM238 246V247H239ZM245 246V245H244ZM247 246V245H246ZM258 246V247H259ZM19 247V246H18ZM18 247H17V251H19L18 250ZM83 247V246H82ZM85 247V246H84ZM89 247H91V245L90 246H88V250H89ZM126 247V246H125ZM241 247V246H240ZM248 247V246H247ZM256 248H257V246H255ZM80 248H81V246H80ZM79 248V249H80ZM97 248V247H96ZM116 248V247H115ZM119 248H120V246H119ZM123 248V247H122ZM133 248H136V247H133ZM132 248V249H133ZM144 248H146V247H144ZM149 248H152L151 246H149V244H148V248L147 249H149ZM90 249H92V248H90ZM98 249V248H97ZM104 249V248H103ZM214 249H216V248H214ZM214 249H213V252H214ZM85 249H83V251H84ZM93 250H95V249H93ZM115 250V249H114ZM119 250V249H118ZM234 250V249H233ZM16 251V252H17ZM86 251V250H85ZM102 251V249L100 250V252ZM112 251V250H111ZM162 251V250H161ZM12 252V251H11ZM132 252V251H131ZM163 252V251H162ZM19 253V252H18ZM69 253V254H68ZM117 253H119V252H117ZM127 253H129V252H127ZM139 253V252H138ZM160 253V252H159ZM222 253V252H221ZM73 254V253H72ZM77 254V253H76ZM83 254H84V252H83ZM226 254V253H225ZM12 255V254H11ZM66 256L67 258H65V261L64 262H60V258H62L63 256ZM86 255H87V253H86ZM91 255V254H90ZM100 255V254H99ZM120 255L122 256V254L120 253ZM119 254H118V257L120 256ZM123 255H124V253H123ZM144 255V254H143ZM147 255V254H146ZM13 256V255H12ZM15 256V255H14ZM105 256V255H104ZM120 256V257H121ZM160 256H161V254H160ZM95 257H97V256H95ZM118 257H116L115 256V258H118ZM127 257V256H126ZM151 257V256H150ZM149 257V258H150ZM84 258H85V256H84ZM102 258H103V255H102ZM114 257H112L111 259H113ZM139 257H137V259H138ZM237 258H239V257H237ZM241 258V257H240ZM119 259V258H118ZM131 259V258H130ZM134 258H132V260H133ZM19 260V259H18ZM63 260V259H62ZM103 260V259H102ZM127 260V259H126ZM143 260V259H142ZM147 260V259H146ZM157 260V259H156ZM229 260V259H228ZM227 260V261H228ZM99 261V260H98ZM105 261H107V260H105ZM104 261V262H105ZM220 261V260H219ZM233 262H234V260H232ZM236 261V260H235ZM244 260H242L241 262H243ZM248 261V260H247ZM7 262V261H6ZM103 262V261H102ZM115 262H116V260H115ZM143 262V261H142ZM218 262V261H217ZM228 262H230V260L228 261ZM10 263V262H9ZM84 263V262H83ZM106 263V262H105ZM109 263H110V261H109ZM113 264H114V262H112ZM130 263H132V262H130ZM137 263V262H136ZM160 263H162V262H160ZM159 263V264H160ZM237 263V262H236ZM20 264V263H19ZM97 264V263H96ZM116 264V263H115ZM118 264V263H117ZM125 264V263H124ZM138 264H140V263H138ZM149 264V263H148ZM230 264V263H229Z\"/></svg>",
  "mask_w": 264,
  "mask_h": 264
}]
</instances>
